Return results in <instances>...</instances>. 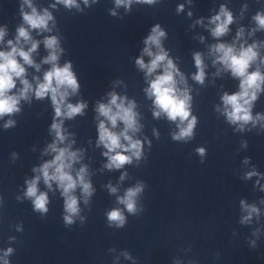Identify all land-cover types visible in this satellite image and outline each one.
<instances>
[{"label": "clouds", "instance_id": "9594fccd", "mask_svg": "<svg viewBox=\"0 0 264 264\" xmlns=\"http://www.w3.org/2000/svg\"><path fill=\"white\" fill-rule=\"evenodd\" d=\"M87 5L89 0H83ZM95 2V0H93ZM135 3L153 4L156 0H115L116 7L123 6L126 10ZM57 4H63L66 8L76 7L79 9L77 0H56ZM30 9L25 11L24 8ZM53 8L56 4L52 5ZM184 6L180 5L178 11H183ZM21 15L23 24L17 27L15 42L8 40L9 51H0V118L5 115H12L20 111V101L30 100L32 95L37 100L50 97L51 104L54 108L55 116L51 124L50 131L54 134L55 139L45 149V153L51 154L52 158L44 162L41 166L34 168L36 173L34 178L27 180V189L25 197L32 201L34 210L41 214L48 212L49 197L47 192L39 190V183L42 180L44 185L52 190L53 182L60 190L64 198L63 217L66 225L75 222L74 218L80 215L79 198L75 195L79 188L83 202L87 205L95 189L88 179L87 165H82L79 170L74 169L82 158L80 150H72L74 141H69V133L64 129V119H73L77 115H83L87 108L86 102H69V97L77 94L80 85L77 77L72 70L71 62H66L63 66L58 63L60 54L63 49L57 36L51 35L43 39L45 49L48 55L44 57L41 63L51 67L43 74V79L34 77L35 87L26 78V67H34L40 70V64H37L32 54L37 51L41 41L34 40L31 30L38 32H51L49 22L53 21L52 14L44 9L39 12L32 4V0H23L21 4ZM116 15L115 11L111 12ZM191 15V13H189ZM258 29H264V13H257L253 17ZM233 22V16L230 11L223 5L217 15L211 17L209 23L215 25L211 28V35L214 38H220L228 33L229 25ZM200 23V21H198ZM26 25V26H25ZM6 28H0V42H3L6 35ZM256 29H253V32ZM244 30L241 28L237 32V39L241 38ZM165 32L156 25L152 28L151 33L144 40L141 57L136 59L139 69L143 70L146 77H153L158 69L162 70L156 74L153 79L149 80V86L145 89L149 98L153 99L154 111L153 116L160 118L161 115L167 117L169 121L178 122V131L172 134V139L176 141H187L194 135V129L197 124V118L191 114V96L187 87L181 88L179 85H186L184 75L169 58L168 53L162 46V38ZM29 44L27 50L21 44ZM153 47L156 51H153ZM260 44L254 42L247 46L242 43L239 48L235 42L232 44L216 43L210 46V55L214 56L213 64H220L224 71H229L234 78L239 79V91L229 94L225 92L221 96L222 109L218 106L217 111H221L230 124L238 125L239 130L243 131L245 125L251 123L255 126L258 122L264 121V115H252L254 102L258 99V94L264 91V73L259 68L250 71L251 66L259 58L258 48ZM144 56L150 58L145 62ZM195 66L197 72L192 76L196 82L203 84L205 80V64L202 54L194 53ZM22 61V63H21ZM264 63V60H261ZM220 69H217L219 75ZM179 77V79H177ZM17 80L22 85L16 93L13 89L17 87ZM110 99L107 103L98 102L96 106L98 123V140L97 146H103L106 151L103 155L107 158L104 167L108 170L121 169L125 164H131L133 158L139 161L142 157L143 144L134 136L140 131L141 125L138 121V113L135 111V102L128 101L126 97H121L115 92L109 93ZM103 117V119H99ZM118 124L123 128L116 131ZM13 120H8L4 125L5 128L12 127ZM68 141V143H65ZM64 145V146H60ZM197 153L203 157L204 148H197ZM247 163V161H245ZM73 172L75 174H73ZM127 173L120 177L123 180ZM251 178L257 173L249 172L246 174ZM110 194H116L118 188L112 184L106 185ZM144 185L137 183L134 187L128 188L123 196H117V202L123 205L129 214L135 215L138 212L137 198L143 191ZM241 204L248 215L243 217L242 222L250 221L253 214L258 213V209L253 205L249 206L241 201ZM83 217L81 221L83 222ZM109 225H115L122 228L126 223L124 212L119 208H114L107 213ZM254 243V242H253ZM13 249L8 248L4 251V264H9L7 257L12 254ZM127 256V254H125Z\"/></svg>", "mask_w": 264, "mask_h": 264}]
</instances>
